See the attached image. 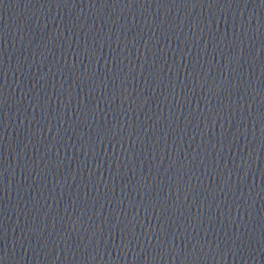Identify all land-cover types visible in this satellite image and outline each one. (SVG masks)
<instances>
[{"label": "water", "instance_id": "1", "mask_svg": "<svg viewBox=\"0 0 264 264\" xmlns=\"http://www.w3.org/2000/svg\"><path fill=\"white\" fill-rule=\"evenodd\" d=\"M0 264H264V0H0Z\"/></svg>", "mask_w": 264, "mask_h": 264}]
</instances>
